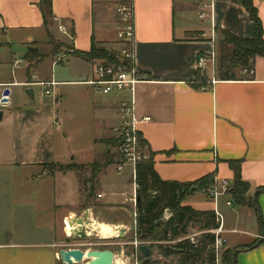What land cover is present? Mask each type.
Wrapping results in <instances>:
<instances>
[{
	"label": "crops",
	"instance_id": "crops-1",
	"mask_svg": "<svg viewBox=\"0 0 264 264\" xmlns=\"http://www.w3.org/2000/svg\"><path fill=\"white\" fill-rule=\"evenodd\" d=\"M51 1L53 18L46 25L41 0H0V84L22 86L25 97L13 100L10 88L11 105L1 109L0 264L63 263L67 222L76 217L115 225L119 234L135 227V167L125 164L118 173L121 156L107 138L122 124L120 103L132 96L94 93L83 82L93 78L96 61L72 54L58 59L41 48L52 36L73 51H89L93 42L117 50L110 0ZM130 1L134 66L142 79L132 98L137 117H151L137 130L153 154L155 172L164 181L213 176V183L225 179L232 186L229 162L241 161L252 205H237L230 193L215 200L203 191L183 205L218 209L226 249L239 251L236 263L264 264V60L257 58L254 74L240 80L217 75L221 31L250 38L254 23L241 0ZM253 3L264 29V0ZM37 47L49 54L31 65L25 56ZM200 56L207 57L202 73L209 82L195 88ZM18 58L23 63L16 67ZM52 81L45 96L49 86L37 83ZM35 86H41L38 93ZM100 160L112 162L92 180L89 165ZM52 163L80 168L52 169ZM244 219L250 230L243 229ZM86 231L93 233L90 225ZM227 235L235 236L229 246Z\"/></svg>",
	"mask_w": 264,
	"mask_h": 264
},
{
	"label": "trees",
	"instance_id": "trees-1",
	"mask_svg": "<svg viewBox=\"0 0 264 264\" xmlns=\"http://www.w3.org/2000/svg\"><path fill=\"white\" fill-rule=\"evenodd\" d=\"M241 3L254 23V34L250 38H242L229 31H221L222 38L219 42L220 54L217 63V75L221 80L243 79L248 75L246 72L254 70L257 58L264 60V29L258 10L253 0H241ZM41 4L44 23L47 25L50 18H53L52 1L41 0ZM67 49L66 56L72 54L89 62L105 60L109 63L123 65L127 69L131 68L129 62H122L115 51L107 50L96 42L92 43L89 51H69V48ZM25 57L30 63L36 61L35 64L43 60L37 49H30ZM208 82L207 76L202 73L201 69H198L193 86L195 88L204 87L208 85ZM139 142L147 147V143L140 135ZM115 143L118 147L117 139ZM110 162L112 161L91 163L89 167L92 170V180ZM229 164L234 171L233 183L229 192L231 197L237 205H252V201L247 198L249 185L242 179L241 161L233 160ZM50 166L52 169L58 167L64 169L75 168L78 165L63 166L52 163ZM135 183L138 199L135 220L137 239L150 241L152 247L157 248L159 254L166 260L172 258L167 264H218L215 250L216 234L213 230L219 225L215 211H201L192 206L183 205L188 196L212 184L213 176H206L188 183L164 181L154 170L153 157H148L136 164ZM167 209L172 212V215L165 220L164 215ZM191 224L202 231L199 239L192 240L189 237ZM234 252L235 250L226 249L222 255L221 264H237Z\"/></svg>",
	"mask_w": 264,
	"mask_h": 264
},
{
	"label": "built area",
	"instance_id": "built-area-1",
	"mask_svg": "<svg viewBox=\"0 0 264 264\" xmlns=\"http://www.w3.org/2000/svg\"><path fill=\"white\" fill-rule=\"evenodd\" d=\"M131 9V12L128 13ZM118 14L120 16V22L121 24L117 27V38L121 41L123 44V47L118 53V56L121 58L122 62L127 61L131 65V68H126L125 66L117 65L116 63H109L107 61L97 60L94 63V71H93V78L84 81L83 83H86L92 87V90L96 94H129L133 97L135 85L138 83L141 79V76H139L138 71L136 70L134 66V27L132 23V7L126 8L125 6L119 7ZM200 17H204V14H201ZM211 59H214V53H210ZM60 57H58L59 59ZM206 56H200L197 58L196 61V67L198 69H203L206 63ZM23 63V59L18 58L14 61V66H20V64ZM248 75H253L254 70H250L249 72H246ZM41 86L47 87L44 90L45 95L50 94V87L55 84V82H40L37 83ZM12 84H0V110L4 107H8L11 105L12 101V95L11 91L8 95H4V91L6 89L10 90ZM131 97L130 100H123L120 103V115L122 118V124L116 128L117 133L119 134L117 140H118V152L122 156L121 163L117 166L118 173H121L124 169L125 164H132L135 167L134 172V179H135V173H136V164L141 160L148 158L146 156H142L137 149H140L142 146L139 142V135L137 126L141 122H149L151 120V117H145L143 119H139L136 115L135 111V101ZM231 183L225 179L223 180H217L214 181V183L205 189V193L207 196H209L212 199L217 200L220 196L226 195L229 193L231 189ZM99 197L101 195H98ZM136 198L134 197L131 199L133 203L136 205ZM227 205H232L231 201H227ZM216 213V221L219 225V227L213 232L216 234V242H215V250H216V256L217 260L219 258V251L221 247H223L225 240L222 238L221 233L224 231V216L223 214L218 210L215 209ZM136 217V213H135ZM68 224L67 223V236L71 237L73 233V229L75 227H72V229L68 230ZM88 233V232H87ZM136 242V246L140 247ZM140 250V249H139ZM142 263V262H141Z\"/></svg>",
	"mask_w": 264,
	"mask_h": 264
},
{
	"label": "rangeland",
	"instance_id": "rangeland-1",
	"mask_svg": "<svg viewBox=\"0 0 264 264\" xmlns=\"http://www.w3.org/2000/svg\"><path fill=\"white\" fill-rule=\"evenodd\" d=\"M109 3H111L110 7H112L113 15L116 18V23H117L116 27H118L121 24L120 16L118 14V9H119V7H122V6H125L126 8H130L131 7V1L130 0H110ZM127 12L130 13L131 9L129 11L127 10ZM117 31H118V29H117ZM117 31H116V35H117ZM53 42H55V40L52 36H50L47 38L46 42H44L45 46L41 47V48H43V50L45 52H50L49 50L52 49L50 53L52 55H55L56 58L58 56L59 57L64 56L65 53L68 51V49H66V47H64V45L62 43L55 42L56 45H54L55 43H53ZM117 42L120 45L119 48L117 50H112V51H115L118 54L119 51L121 50V48L123 47V44L121 43V41L118 38H117ZM46 45H51V47L50 46L47 47ZM41 48L37 47V49H39L38 50L39 54L44 59V57L47 56L49 53H44L43 50H41ZM219 48L220 47H219V42H218L217 51L220 53ZM69 51H70V49H69ZM35 63H36V61H33L31 63V65H33ZM42 70L48 72L45 65L42 67ZM11 88H12L13 100L21 102V100H23L25 98L24 94L22 92L23 87L22 86H12ZM34 89L38 93L41 89V86H35ZM109 95H113V94H109ZM4 109H6V108L5 107L2 108V110H4ZM70 123H73V121H71ZM118 136H119V134L117 133L116 128H114L112 130V132L109 134V136H107V138L115 140L118 138ZM137 151L142 156L153 157L152 153L150 152V150L146 146L145 147L142 146L140 149H137ZM100 161H103V160H100ZM206 188L207 187H205L203 189H199L198 191L205 192ZM133 212H134V210H133ZM120 213L121 212L119 210H116V214H114V216H118ZM135 213H136V207H135ZM135 213H133V216H131L132 220L136 219ZM192 225L193 224H191V226ZM192 227H191V234L189 235V237L192 240L199 239L201 237L202 231H199L194 226H192ZM242 227H243V229H246V230L251 229V226L249 225V222L247 221V219H244ZM118 235L119 236H116L114 238H112V237L111 238H103L101 236H98L97 232H93L91 235H88V237H86V238H72V237L67 236L68 239L66 241V249L80 248L84 251L109 249V250H112L114 252V255L116 257V258L114 257V264H142L141 262L144 259V256H143L142 252L139 250V247L136 246V242H137L138 244L140 243V244H145V245L150 246V248L152 250L151 262L157 261L155 264H167L172 259V258H169V260H166V258L161 256L158 252V249L155 247H152V245H151L152 243L150 241L137 239L136 235H135V227L134 226L132 228H128L127 230H125V233L123 234V236H121L119 234V232H118ZM232 236L233 235H227L228 246L234 241L233 238H235V236H233V238H232ZM226 246H227V243H224L223 247H221V249L219 251V258L217 261L218 264L222 263V255H223L224 251L226 250ZM61 264H66V263H61ZM74 264H82V263H74Z\"/></svg>",
	"mask_w": 264,
	"mask_h": 264
},
{
	"label": "water",
	"instance_id": "water-1",
	"mask_svg": "<svg viewBox=\"0 0 264 264\" xmlns=\"http://www.w3.org/2000/svg\"><path fill=\"white\" fill-rule=\"evenodd\" d=\"M10 91L6 89L4 91V95H8ZM26 95L29 97H33L32 89H27ZM3 118V111L0 110V121ZM257 193L254 194V198ZM138 199L136 198V203ZM172 212L167 209L164 215V219L167 220L171 217ZM92 222L89 218L84 216L76 217L72 219L70 225L75 227L73 229V233L71 235L72 238H86L88 237V233L86 231V227L91 225ZM124 231H121L120 235L123 236ZM140 251L142 252L144 259L142 260V264H152L151 257H152V250L149 245L142 244L139 247ZM239 251H235L234 256L237 255ZM114 252L109 249L105 250H91V251H84L80 248H73V249H61L59 251V258L63 263L66 264H74V263H82V264H114Z\"/></svg>",
	"mask_w": 264,
	"mask_h": 264
},
{
	"label": "bare ground",
	"instance_id": "bare-ground-1",
	"mask_svg": "<svg viewBox=\"0 0 264 264\" xmlns=\"http://www.w3.org/2000/svg\"><path fill=\"white\" fill-rule=\"evenodd\" d=\"M91 218V217H90ZM95 219V218H94ZM96 220V219H95ZM93 222V221H92ZM69 223V222H67ZM122 227V226H121ZM120 227V228H121ZM119 228V227H118ZM126 228V227H125ZM72 229L70 226V223L68 224V230ZM90 229L92 232H97L98 236H101L103 238H111V237H116L117 234V228L115 227V225H111L108 224L106 222L104 223H100V222H96L94 221L91 225H90ZM117 229V230H116ZM120 230V229H119ZM89 235H91V233H89ZM94 235V234H93ZM119 236V235H118ZM116 258V257H115ZM125 261V260H124ZM117 263V262H116ZM121 263V262H120Z\"/></svg>",
	"mask_w": 264,
	"mask_h": 264
}]
</instances>
